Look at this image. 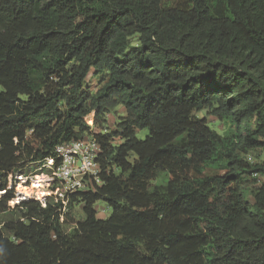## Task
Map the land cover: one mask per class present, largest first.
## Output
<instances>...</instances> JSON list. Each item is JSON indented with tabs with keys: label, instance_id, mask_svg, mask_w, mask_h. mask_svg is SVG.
Listing matches in <instances>:
<instances>
[{
	"label": "trees",
	"instance_id": "obj_1",
	"mask_svg": "<svg viewBox=\"0 0 264 264\" xmlns=\"http://www.w3.org/2000/svg\"><path fill=\"white\" fill-rule=\"evenodd\" d=\"M87 137L101 185L2 199L0 264H264V0H0V176Z\"/></svg>",
	"mask_w": 264,
	"mask_h": 264
},
{
	"label": "rangeland",
	"instance_id": "obj_2",
	"mask_svg": "<svg viewBox=\"0 0 264 264\" xmlns=\"http://www.w3.org/2000/svg\"><path fill=\"white\" fill-rule=\"evenodd\" d=\"M105 78L103 76H98L94 74L93 70H90L84 85H83V92L86 94H94L104 83ZM59 108H63V105H59ZM95 115V111L90 112V114ZM89 115V114H88ZM87 115V116H88ZM125 115L124 109L119 106L116 108L113 112L108 114L105 117L104 124L100 127L93 126L94 118L91 119L89 122L86 120V117L84 118V121L87 123L88 126L91 127L90 132L92 134H111L112 132L116 131V126L119 123V119ZM194 116L198 119H204L210 128L215 130L219 134H223L227 129V125L217 120L212 114L210 110H202L200 112H195ZM138 138H143L146 135V132H136ZM257 154L259 155V151L256 150L254 153H249L247 155V158L250 162H256L260 161L263 156L260 155V158H256ZM37 176H45L46 177V185H43L41 188H36L35 185L32 183V179ZM23 178L26 180L25 184L21 185V181L18 183L14 182V179ZM40 185V186H41ZM0 186H5L4 188L7 190L5 194H3V191H1L2 187H0V201L6 197L9 198L7 202V207L9 210L14 209L16 206H12L11 204L14 203V200H17V198H21L22 194L20 191H18L19 187L26 188L29 193L26 197L27 199L39 201L40 199L37 198V190L41 189L44 193L49 194L47 198L44 200L39 201L41 204L44 203H55L58 197L57 191L60 186L56 183L52 176V168L49 167L47 162L43 163H25L23 167L16 172L15 176L13 174H9L6 178H3L0 176ZM3 194V195H2ZM97 208V217L98 218H108L110 216V209L106 207L103 203L98 202L96 204ZM77 209L80 211L81 205L77 206ZM9 210L7 212L2 213L0 216L2 219L5 220H18L21 219V213L18 210H14L11 213H9Z\"/></svg>",
	"mask_w": 264,
	"mask_h": 264
},
{
	"label": "built area",
	"instance_id": "obj_3",
	"mask_svg": "<svg viewBox=\"0 0 264 264\" xmlns=\"http://www.w3.org/2000/svg\"><path fill=\"white\" fill-rule=\"evenodd\" d=\"M55 151L59 160L58 166L54 167L53 160H47V164L52 168V176L60 186L57 190L59 199L56 202L60 200L65 205L70 196L86 191L89 185H101L97 163L101 147L95 139L87 137L64 143Z\"/></svg>",
	"mask_w": 264,
	"mask_h": 264
},
{
	"label": "bare ground",
	"instance_id": "obj_4",
	"mask_svg": "<svg viewBox=\"0 0 264 264\" xmlns=\"http://www.w3.org/2000/svg\"><path fill=\"white\" fill-rule=\"evenodd\" d=\"M92 117H93V114L91 113L86 117V120L89 122L92 119ZM16 180H17V183L21 181V185L26 183V180L22 179V178H19ZM32 183L35 185L36 188H39V187L41 188L43 185L44 186L46 185V177L45 176H37V177L32 179ZM41 184H43V185H41ZM18 191H20L22 193V194H20L22 197L21 198L18 197L17 200H14V203L11 204L12 206H16V205L20 204L21 202H23L27 199L26 197H24V196H27L29 193V191L26 188L20 186ZM3 194H4V192H3ZM47 196H49V194L44 193L43 191H41V189L37 190V198L38 199L42 200L44 197H47Z\"/></svg>",
	"mask_w": 264,
	"mask_h": 264
},
{
	"label": "water",
	"instance_id": "obj_5",
	"mask_svg": "<svg viewBox=\"0 0 264 264\" xmlns=\"http://www.w3.org/2000/svg\"><path fill=\"white\" fill-rule=\"evenodd\" d=\"M14 182H15V183H17V180H16V179H14ZM1 191H3V192H4V194L7 192V190H6V189H2Z\"/></svg>",
	"mask_w": 264,
	"mask_h": 264
}]
</instances>
